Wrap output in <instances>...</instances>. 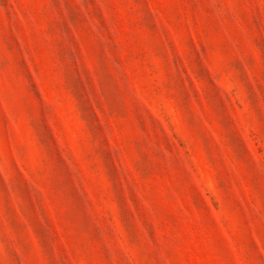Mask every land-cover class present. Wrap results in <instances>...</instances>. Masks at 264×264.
<instances>
[{
  "label": "rangeland",
  "instance_id": "rangeland-1",
  "mask_svg": "<svg viewBox=\"0 0 264 264\" xmlns=\"http://www.w3.org/2000/svg\"><path fill=\"white\" fill-rule=\"evenodd\" d=\"M0 264H264V0H0Z\"/></svg>",
  "mask_w": 264,
  "mask_h": 264
}]
</instances>
